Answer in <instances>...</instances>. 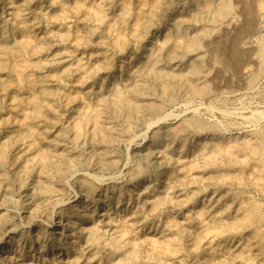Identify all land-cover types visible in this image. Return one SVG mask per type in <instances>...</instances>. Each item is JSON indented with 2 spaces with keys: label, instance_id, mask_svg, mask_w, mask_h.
<instances>
[{
  "label": "rangeland",
  "instance_id": "374dc122",
  "mask_svg": "<svg viewBox=\"0 0 264 264\" xmlns=\"http://www.w3.org/2000/svg\"><path fill=\"white\" fill-rule=\"evenodd\" d=\"M220 1L0 0V264H264V0Z\"/></svg>",
  "mask_w": 264,
  "mask_h": 264
},
{
  "label": "bare ground",
  "instance_id": "6f19581e",
  "mask_svg": "<svg viewBox=\"0 0 264 264\" xmlns=\"http://www.w3.org/2000/svg\"><path fill=\"white\" fill-rule=\"evenodd\" d=\"M207 2V1H206ZM211 4V3H210ZM212 5V4H211ZM210 5V6H211ZM216 5V4H215ZM214 5V6H215ZM206 6V5H205ZM207 6H209V4L207 5ZM213 7V6H212ZM229 8H230V5H229V1L228 0H221L217 5H216V8L215 7H213V9H216V12H217V14L218 15H227V13H228V11H229ZM190 40V39H189ZM191 41H192V39H191ZM188 42V41H187ZM174 43V42H173ZM189 43V42H188ZM190 43H192V42H190ZM189 43V44H190ZM194 43V42H193ZM173 45V44H172ZM175 46H177V43H175L174 44ZM192 45H195V44H192ZM189 46H191V45H189ZM171 48H172V46H171ZM126 100V99H125ZM3 219V217H0V220H2ZM23 224V223H22ZM13 231L14 230H16V229H12ZM23 234V233H22ZM234 240V239H233ZM58 247V245H55V247L54 248H57Z\"/></svg>",
  "mask_w": 264,
  "mask_h": 264
}]
</instances>
